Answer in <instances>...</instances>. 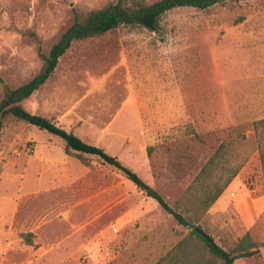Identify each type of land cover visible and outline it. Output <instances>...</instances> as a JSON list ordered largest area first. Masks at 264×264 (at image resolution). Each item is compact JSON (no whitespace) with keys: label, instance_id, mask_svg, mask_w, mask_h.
Listing matches in <instances>:
<instances>
[{"label":"rangeland","instance_id":"374dc122","mask_svg":"<svg viewBox=\"0 0 264 264\" xmlns=\"http://www.w3.org/2000/svg\"><path fill=\"white\" fill-rule=\"evenodd\" d=\"M114 1L0 0V101L6 86L40 72L41 55L76 16ZM23 108L118 158L225 250L250 234L260 252L235 264H264V173L253 131L264 118V0L179 8L158 32L120 27L75 42ZM3 124L0 264H156L190 233L100 158L83 155L84 164L24 120ZM230 137L248 161L226 207L203 213L186 190ZM152 222L163 229L154 236Z\"/></svg>","mask_w":264,"mask_h":264},{"label":"trees","instance_id":"16d2710c","mask_svg":"<svg viewBox=\"0 0 264 264\" xmlns=\"http://www.w3.org/2000/svg\"><path fill=\"white\" fill-rule=\"evenodd\" d=\"M232 1L247 0H154L151 2L148 0H115L102 9L92 11L84 18L76 16L74 24L61 36L50 53L41 55L44 63L40 72L16 89L5 87L3 98L0 101V137L5 117L13 116L24 120L62 140L68 156L76 157L84 164L87 161L83 155L96 156L119 170L138 189L148 192L150 187L136 172L125 167L118 158L110 155L101 147L85 142L74 132L59 126L53 119L26 111L23 103L50 79L59 65L60 58L75 42L97 38L120 27L143 28L158 32L161 18L175 9L194 8L206 11ZM253 131L264 173V118L253 123ZM238 149L239 144L234 137L222 142L187 188L186 198L196 202L199 211L207 213L245 167L248 158L242 156ZM149 197L155 199L150 194ZM158 203L168 213L174 215L182 226L191 231L156 264H235L239 259L255 257L260 252L250 234L240 240L233 251H227L215 243L213 238V242H210L196 232L195 228L199 225L198 217L194 221L189 220L173 209L163 197L158 200Z\"/></svg>","mask_w":264,"mask_h":264},{"label":"crops","instance_id":"0c3cea01","mask_svg":"<svg viewBox=\"0 0 264 264\" xmlns=\"http://www.w3.org/2000/svg\"><path fill=\"white\" fill-rule=\"evenodd\" d=\"M41 153V152H40ZM66 153V152H65ZM68 157V155L66 154ZM237 181V178L234 180V182L229 186V188L224 192V194L234 185V183ZM224 194L216 201V203L212 206V208L209 210L208 214H216L217 210H223L226 207V203L222 202ZM144 217V215L142 216ZM141 217V218H142ZM151 227L147 228L150 232L151 235H156L159 231H162L161 227H159L157 222H152ZM185 227V226H184Z\"/></svg>","mask_w":264,"mask_h":264},{"label":"water","instance_id":"95a60500","mask_svg":"<svg viewBox=\"0 0 264 264\" xmlns=\"http://www.w3.org/2000/svg\"><path fill=\"white\" fill-rule=\"evenodd\" d=\"M148 193H149L150 195L154 196L155 199H156L157 201L161 198V196H160V195H159L154 189H152V188H150V189L148 190ZM195 230H196L197 233H199V234H201L202 236H204V237H205L206 239H208L210 242H213L212 238H211L209 235H207V233H206L201 227L197 226V227L195 228Z\"/></svg>","mask_w":264,"mask_h":264}]
</instances>
